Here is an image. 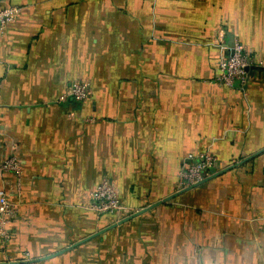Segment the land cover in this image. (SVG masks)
I'll return each mask as SVG.
<instances>
[{
  "label": "crops",
  "instance_id": "1",
  "mask_svg": "<svg viewBox=\"0 0 264 264\" xmlns=\"http://www.w3.org/2000/svg\"><path fill=\"white\" fill-rule=\"evenodd\" d=\"M6 3L0 164L21 174H0L19 203L0 264H264V0ZM237 42L244 89L215 79ZM203 149L219 170L166 200ZM104 178L118 214L89 207Z\"/></svg>",
  "mask_w": 264,
  "mask_h": 264
},
{
  "label": "built area",
  "instance_id": "2",
  "mask_svg": "<svg viewBox=\"0 0 264 264\" xmlns=\"http://www.w3.org/2000/svg\"><path fill=\"white\" fill-rule=\"evenodd\" d=\"M22 12V8L0 0V32ZM254 64L242 43H235L231 52L221 56L218 62L216 82L221 86L244 89L249 83V68ZM91 95L90 84L76 80L67 90L66 97L77 101L87 100ZM221 167L218 156L210 149L190 152L179 171L177 191L195 186ZM14 173L18 180L21 174L20 160L11 155L0 164V174ZM89 207L98 214H118L124 210L115 185L104 178L88 194ZM19 203L6 186L0 187V235L9 239V224L16 216Z\"/></svg>",
  "mask_w": 264,
  "mask_h": 264
},
{
  "label": "water",
  "instance_id": "3",
  "mask_svg": "<svg viewBox=\"0 0 264 264\" xmlns=\"http://www.w3.org/2000/svg\"><path fill=\"white\" fill-rule=\"evenodd\" d=\"M209 178H210V177H208V178L206 177V178H205L202 182H200L199 184L205 182V181L208 180ZM199 184H197V185H199ZM197 185H195V186H197ZM195 186H192V187H189V188H185V189H183V190H179V191L175 192L173 195L169 196L166 200H170V199H172V198L178 196L179 194H181V193H183V192H186L187 190H190V189L194 188ZM166 200H165V201H166ZM142 211H144V210H142Z\"/></svg>",
  "mask_w": 264,
  "mask_h": 264
}]
</instances>
